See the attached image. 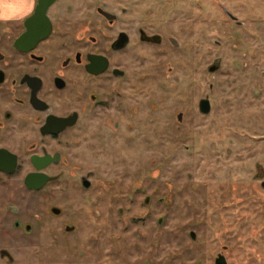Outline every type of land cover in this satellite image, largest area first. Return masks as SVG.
<instances>
[{"label": "flooded vegetation", "instance_id": "obj_1", "mask_svg": "<svg viewBox=\"0 0 264 264\" xmlns=\"http://www.w3.org/2000/svg\"><path fill=\"white\" fill-rule=\"evenodd\" d=\"M219 20L222 36L245 25L218 0H31L21 17L0 21V264H25L31 246L40 264L60 255L61 264H264V161L243 159L264 142V69L248 71L255 87L240 98L257 107L246 102L243 113L230 103L214 114L213 82L188 105L138 97L152 82L174 84L180 66L200 72L209 53L202 41L222 45ZM217 52L206 75L222 69ZM198 79L190 88L201 93ZM190 113L212 118L226 140L222 159L235 152L251 178L221 179L198 201L171 189L139 198L144 181L123 184L120 170L151 164L145 147L179 131ZM47 190L46 209H22L27 192L36 199ZM128 214L146 224L130 236L115 226Z\"/></svg>", "mask_w": 264, "mask_h": 264}, {"label": "rangeland", "instance_id": "obj_2", "mask_svg": "<svg viewBox=\"0 0 264 264\" xmlns=\"http://www.w3.org/2000/svg\"><path fill=\"white\" fill-rule=\"evenodd\" d=\"M6 1L3 0L4 3ZM218 3H222L228 8H231L245 22V25L240 28L234 26L231 31L228 26V32L222 36V25L219 20L216 39L222 41V45L216 47L211 45L212 42L202 41L205 50L206 45L209 47V53L207 57L203 56L202 58L200 72L184 74L180 66L178 72L174 74L179 79L181 77L180 80L178 79L174 84L171 82L167 87L162 82H152L148 90H144L143 94H138L139 98H146L152 92L155 98H170L171 103V100H173L179 104V99L188 98L189 100L185 103L188 105L199 94L203 96L208 93L209 83L213 82L215 89L211 97L215 104L214 114H222L224 104L229 105L230 103H232V107L240 110L241 113H243L246 102L249 103L251 108L257 107L255 105L256 100L255 102L251 100L250 95L247 99L240 97L246 92L250 94V91L255 87L252 84L254 82L251 79L252 77L247 80L249 76L248 71L255 72L259 67L264 69V0H218ZM215 49L218 50L216 56L222 58V69L215 76L206 75L204 69L215 56ZM211 51L213 52L210 53ZM246 61L248 62V68L244 69L243 65ZM198 75L200 76L198 81L200 80L201 82V93L190 88L193 82V76L197 80ZM260 82H264V80L260 79ZM227 98H232V100L225 103ZM258 98L260 101L257 104L259 111H261L264 107V96ZM228 107L230 108V106ZM158 108L160 110L156 111L155 114L163 115L165 112L161 109L163 108L161 103L158 104ZM143 114H146V111H143ZM162 115L159 117H162ZM260 115L262 116L260 127H262L261 130H264V112L262 111ZM211 119L210 117L199 118L190 113L185 123L178 126L179 131L173 133L171 137L163 138L155 136L153 149L150 146L145 147V152L149 155L150 162L152 163L149 164L147 163L149 161H147L141 165V163L137 162L136 169L123 168L120 170L122 183L126 184L130 178L133 179L134 177L142 179L145 190L137 193L139 198L146 193L168 194V189H171L174 194H192L193 198L198 201L202 200L205 194H209L213 190L214 185L219 183L221 179L247 176L251 178L254 172L252 165L244 169L236 168L239 164L236 163L238 155L235 152L231 155L232 159H222V153L224 152V148L222 147L226 145V140L218 138L212 132V129L208 126L210 125ZM239 127L241 128L242 126ZM258 146H261L258 153H249L246 158L244 156V161H248L250 164L256 161H264V142ZM165 150H168L169 153L167 154L169 156L168 161H164L166 157L162 159ZM225 165L228 167L233 165V168L229 170ZM195 185H198L202 190L193 191L191 186ZM32 199H35V197L27 192L22 207L23 210L46 209L54 200L49 190L39 195L35 200ZM10 204L16 205V207L18 205L21 206V203L16 200L11 201ZM78 204L80 207L83 205L82 198H80ZM187 218L181 217V220L185 221ZM120 220V223H116L115 226L129 227L128 236L135 231V228H140L141 226L144 228L146 225L141 222L134 223V219L130 218L129 214L121 217ZM179 220L180 217L177 215L171 216L169 218V226L179 225ZM83 224L84 226L86 225L85 223ZM129 240L130 238L127 241ZM31 248L33 247L31 246L28 249L30 254L22 255L24 261H28L25 264H40V260L36 258ZM61 259L62 255L59 256L57 264H61Z\"/></svg>", "mask_w": 264, "mask_h": 264}, {"label": "crops", "instance_id": "obj_3", "mask_svg": "<svg viewBox=\"0 0 264 264\" xmlns=\"http://www.w3.org/2000/svg\"><path fill=\"white\" fill-rule=\"evenodd\" d=\"M0 1L3 2V0ZM24 3L27 4L23 5V0H7L5 2L7 9H4L5 15L8 17H21L26 12V5H30L31 0H25Z\"/></svg>", "mask_w": 264, "mask_h": 264}, {"label": "clouds", "instance_id": "obj_4", "mask_svg": "<svg viewBox=\"0 0 264 264\" xmlns=\"http://www.w3.org/2000/svg\"><path fill=\"white\" fill-rule=\"evenodd\" d=\"M9 19H12V17H8V16H5V15H0V21H7Z\"/></svg>", "mask_w": 264, "mask_h": 264}, {"label": "water", "instance_id": "obj_5", "mask_svg": "<svg viewBox=\"0 0 264 264\" xmlns=\"http://www.w3.org/2000/svg\"><path fill=\"white\" fill-rule=\"evenodd\" d=\"M36 12H37V10H36Z\"/></svg>", "mask_w": 264, "mask_h": 264}]
</instances>
